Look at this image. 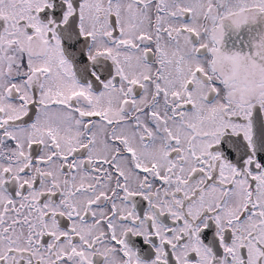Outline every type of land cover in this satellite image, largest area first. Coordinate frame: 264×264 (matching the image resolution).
Returning <instances> with one entry per match:
<instances>
[{"label": "snow or ice", "instance_id": "6c2138e0", "mask_svg": "<svg viewBox=\"0 0 264 264\" xmlns=\"http://www.w3.org/2000/svg\"><path fill=\"white\" fill-rule=\"evenodd\" d=\"M0 264H264V0H0Z\"/></svg>", "mask_w": 264, "mask_h": 264}]
</instances>
